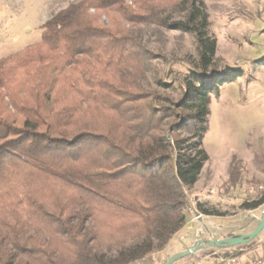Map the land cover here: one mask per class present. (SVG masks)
I'll return each mask as SVG.
<instances>
[{
  "label": "trees",
  "instance_id": "1",
  "mask_svg": "<svg viewBox=\"0 0 264 264\" xmlns=\"http://www.w3.org/2000/svg\"><path fill=\"white\" fill-rule=\"evenodd\" d=\"M145 25L194 38L176 100L140 80ZM210 25L202 0H75L0 59V264H131L168 244L208 159L210 91L241 74L214 66Z\"/></svg>",
  "mask_w": 264,
  "mask_h": 264
},
{
  "label": "rangeland",
  "instance_id": "2",
  "mask_svg": "<svg viewBox=\"0 0 264 264\" xmlns=\"http://www.w3.org/2000/svg\"><path fill=\"white\" fill-rule=\"evenodd\" d=\"M73 1L0 0V59L38 41L42 24ZM202 1L211 23L209 33L216 40L214 66L237 68L241 74L219 85L218 94L210 91L207 129L201 139L208 159L188 195L195 207L197 194L211 201L207 212L233 215L241 210L240 203L264 192V177L253 175L260 161L263 167H258L264 171L260 160L264 156V0ZM100 20L106 21V15L101 14ZM138 32L152 54L145 61L141 82L176 100L179 79L196 58L193 36L155 25L141 26ZM157 77L165 86L155 82ZM241 218L224 225L245 224ZM160 261L163 264L165 259Z\"/></svg>",
  "mask_w": 264,
  "mask_h": 264
},
{
  "label": "crops",
  "instance_id": "3",
  "mask_svg": "<svg viewBox=\"0 0 264 264\" xmlns=\"http://www.w3.org/2000/svg\"><path fill=\"white\" fill-rule=\"evenodd\" d=\"M260 160L264 161V156ZM258 164V166H260L262 164L261 161ZM255 166L256 165H254V167ZM258 166H256V168L253 170V175L255 174L256 176L259 175L264 177V171L260 170V167L263 166ZM198 181L199 179H197V181L188 188V192H191L196 187ZM196 195L197 194H194V199L196 200L195 205L197 203H200L201 205L200 207L196 205V209H198L199 211H202L201 208L207 209L206 206H209L211 204V201L197 198L199 196ZM259 207L260 206L252 209L240 208L241 210L237 213H234L233 215H216L211 213H203V216L198 220H193L189 214H186L184 224L178 229V231L174 234L172 239L168 242V244L164 246L163 249L155 251L151 254L150 261L147 258L144 261L134 262L131 264H161L160 258L161 260H166L169 255L173 254L174 252L183 250L188 246H191L199 239H219L226 236L249 232L255 228L259 221L261 213ZM235 217L244 218L242 222L246 221V223H242L235 228L224 225V222H232ZM263 245L264 229L251 246L233 249L234 251H237V253H235V256L238 257L239 264H252L253 258L258 255ZM222 252V250H214L210 252L209 250H207V248H200L199 250H196L194 252L193 256L184 257L176 261L175 264H218L220 258H222ZM162 253L164 254V256L160 257L159 255ZM211 254H215L216 256L212 257Z\"/></svg>",
  "mask_w": 264,
  "mask_h": 264
},
{
  "label": "water",
  "instance_id": "4",
  "mask_svg": "<svg viewBox=\"0 0 264 264\" xmlns=\"http://www.w3.org/2000/svg\"><path fill=\"white\" fill-rule=\"evenodd\" d=\"M264 229V208L261 210L260 218L255 228L246 233H239L232 236H226L219 239H199L191 246L186 247L183 250L174 252L164 261L163 264H173L176 261L193 254L200 248H230L239 244L247 243L257 235H259Z\"/></svg>",
  "mask_w": 264,
  "mask_h": 264
},
{
  "label": "built area",
  "instance_id": "5",
  "mask_svg": "<svg viewBox=\"0 0 264 264\" xmlns=\"http://www.w3.org/2000/svg\"><path fill=\"white\" fill-rule=\"evenodd\" d=\"M186 193L188 194L187 190ZM185 212L189 214L193 220H198L203 216V213L196 209L191 202L185 206ZM218 264H239V260L237 256H227L225 258H220ZM252 264H264V245L261 247L258 255L253 258Z\"/></svg>",
  "mask_w": 264,
  "mask_h": 264
}]
</instances>
